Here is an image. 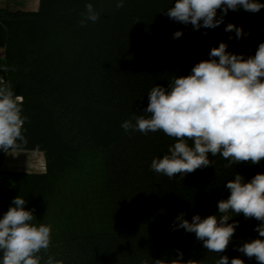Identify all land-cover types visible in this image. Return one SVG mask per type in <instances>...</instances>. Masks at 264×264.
<instances>
[{
  "label": "trees",
  "instance_id": "1",
  "mask_svg": "<svg viewBox=\"0 0 264 264\" xmlns=\"http://www.w3.org/2000/svg\"><path fill=\"white\" fill-rule=\"evenodd\" d=\"M88 3L99 19L81 27ZM174 3L123 0L117 8V0H40L34 11L0 8V77L23 97L28 117V143L20 150L42 151L46 158L44 172L17 171L11 186L0 185V218L21 196L33 211L32 223L51 225L41 264L48 256L63 264H154L178 259L180 252L184 261L199 264H216L220 256L257 264L237 250L264 239L254 230L255 219L233 216L228 223L238 221V227L219 254L208 252L194 233L174 230V222L180 213L190 222L197 214L218 215L217 202L229 195L225 184L237 172L246 181L264 172V161L225 169L228 161L210 156L218 174L209 166L170 179L150 166L175 141L160 131L121 127L147 115L153 87L188 75L220 42L245 57L264 42V8L229 10L218 27L194 30L167 16ZM229 23L247 35L235 39L234 32H225ZM176 31L183 35L173 39ZM6 154L0 151V170Z\"/></svg>",
  "mask_w": 264,
  "mask_h": 264
},
{
  "label": "clouds",
  "instance_id": "2",
  "mask_svg": "<svg viewBox=\"0 0 264 264\" xmlns=\"http://www.w3.org/2000/svg\"><path fill=\"white\" fill-rule=\"evenodd\" d=\"M85 7L81 27L99 19L92 3ZM116 7H123V0H117ZM240 8L256 13L264 4L257 0H175L166 14L176 22L191 24L194 30L214 29L223 23L229 10ZM218 11L222 14L217 19ZM225 32H234L237 40L247 35L232 23L227 24ZM182 35L176 31L173 39ZM227 48L226 43L220 42L210 50L209 59L196 63L188 75L174 77L167 87H153L144 109L147 115H135L121 124L125 132L160 131L175 141L168 154L151 161V170L156 173L183 179L198 169L213 166L218 174L216 162L210 156L228 161L223 165L225 169L264 161V42L254 55L247 57ZM22 104L23 97L0 77V151L14 152L28 143L24 135L28 117L23 115ZM225 187L229 195L217 202L218 215L201 218L197 214L190 222L180 213L174 222V230L182 228L194 233L208 252L217 254L226 251L238 227V221L228 223L233 216L242 214L245 219L258 221L254 230L264 238V172L247 181L237 172ZM26 203L17 196L12 201L14 206L0 218V264H41L39 254L50 247L51 225L32 223L35 217L33 211L25 209ZM237 250L249 259L254 258L257 264H264V239L247 241ZM179 257L171 261L157 259L154 264H199L184 261L182 252ZM44 264L63 262L48 256ZM216 264H245V261L233 258L229 262L227 256H220Z\"/></svg>",
  "mask_w": 264,
  "mask_h": 264
},
{
  "label": "crops",
  "instance_id": "3",
  "mask_svg": "<svg viewBox=\"0 0 264 264\" xmlns=\"http://www.w3.org/2000/svg\"><path fill=\"white\" fill-rule=\"evenodd\" d=\"M40 0H0V8L10 10H38ZM5 58V48L0 47V60ZM46 170L45 153L35 150H16L6 154L0 174L7 182H13L14 173L17 171L44 172Z\"/></svg>",
  "mask_w": 264,
  "mask_h": 264
},
{
  "label": "built area",
  "instance_id": "4",
  "mask_svg": "<svg viewBox=\"0 0 264 264\" xmlns=\"http://www.w3.org/2000/svg\"><path fill=\"white\" fill-rule=\"evenodd\" d=\"M4 63L0 60V67H3ZM4 79V78H3ZM4 176L0 174V185L5 184Z\"/></svg>",
  "mask_w": 264,
  "mask_h": 264
},
{
  "label": "rangeland",
  "instance_id": "5",
  "mask_svg": "<svg viewBox=\"0 0 264 264\" xmlns=\"http://www.w3.org/2000/svg\"><path fill=\"white\" fill-rule=\"evenodd\" d=\"M6 181V180H5ZM5 184H7V185H12V182L10 183V182H5ZM66 192V190H65V187L64 186H62V191L60 192V196H61V194H63V193H65Z\"/></svg>",
  "mask_w": 264,
  "mask_h": 264
}]
</instances>
